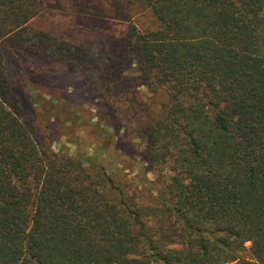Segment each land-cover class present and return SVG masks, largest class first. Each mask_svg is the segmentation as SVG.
I'll list each match as a JSON object with an SVG mask.
<instances>
[{
  "label": "trees",
  "instance_id": "1",
  "mask_svg": "<svg viewBox=\"0 0 264 264\" xmlns=\"http://www.w3.org/2000/svg\"><path fill=\"white\" fill-rule=\"evenodd\" d=\"M43 3L1 0L0 39ZM132 4L154 24L129 23L120 64L165 97L145 125L154 194L41 146L0 56V264H264V0Z\"/></svg>",
  "mask_w": 264,
  "mask_h": 264
},
{
  "label": "rangeland",
  "instance_id": "2",
  "mask_svg": "<svg viewBox=\"0 0 264 264\" xmlns=\"http://www.w3.org/2000/svg\"><path fill=\"white\" fill-rule=\"evenodd\" d=\"M130 22L154 24L132 0H44L0 39V56L13 108L40 145L101 167L138 201L154 194L145 125L165 97L140 83L136 63L120 64ZM62 42L79 56L54 53Z\"/></svg>",
  "mask_w": 264,
  "mask_h": 264
}]
</instances>
